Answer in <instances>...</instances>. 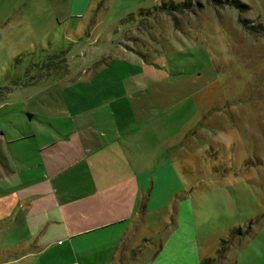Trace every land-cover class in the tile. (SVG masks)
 Listing matches in <instances>:
<instances>
[{
  "label": "rangeland",
  "instance_id": "obj_1",
  "mask_svg": "<svg viewBox=\"0 0 264 264\" xmlns=\"http://www.w3.org/2000/svg\"><path fill=\"white\" fill-rule=\"evenodd\" d=\"M85 2L68 13V0H0V86L30 82L54 54L34 89L83 90L120 62L144 72L132 97L155 168L115 264H264V0ZM32 89L13 91L6 115ZM28 239L23 224L0 232V245Z\"/></svg>",
  "mask_w": 264,
  "mask_h": 264
},
{
  "label": "crops",
  "instance_id": "obj_2",
  "mask_svg": "<svg viewBox=\"0 0 264 264\" xmlns=\"http://www.w3.org/2000/svg\"><path fill=\"white\" fill-rule=\"evenodd\" d=\"M91 2L86 0L87 10ZM81 3L68 0L67 12ZM88 78L78 91L44 93L34 89L39 82L23 80L6 86L0 103V232L23 224L29 239L0 245V264L29 256L37 257L34 264H115L133 250L140 192L152 187L155 168V154L141 152L139 106L132 97L148 79L125 62ZM31 88L36 95L24 97L11 119L10 94Z\"/></svg>",
  "mask_w": 264,
  "mask_h": 264
},
{
  "label": "trees",
  "instance_id": "obj_3",
  "mask_svg": "<svg viewBox=\"0 0 264 264\" xmlns=\"http://www.w3.org/2000/svg\"><path fill=\"white\" fill-rule=\"evenodd\" d=\"M188 5V1L179 3V4H175L173 5L172 3L169 4L168 8L166 7V4H163L162 7H164L167 10H171L172 7H176L181 9L183 6ZM58 57V55L54 54V55H48L46 59L49 60V62H44L39 66V70L38 73H35L34 75L31 76V81L30 82H36L38 81L37 79H40L41 77H43L42 73H49L51 72L53 69L52 67L54 65H56V62L51 60L52 58ZM18 60V59H15ZM51 60V61H50ZM34 77V78H33ZM35 79V80H34ZM16 80L13 81V85L16 84L15 82ZM8 87L4 86V87H0V103L4 100L6 91H7ZM235 233V231H231L230 236H232ZM227 239H221L220 241V248H218L216 250L217 253H219L221 251V249L223 248V246L226 244ZM211 260H213V258H204L200 261V264H208Z\"/></svg>",
  "mask_w": 264,
  "mask_h": 264
}]
</instances>
